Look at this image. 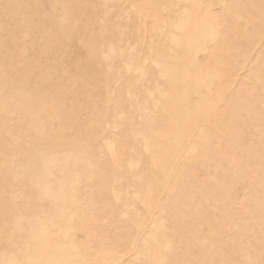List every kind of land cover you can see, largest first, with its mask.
I'll use <instances>...</instances> for the list:
<instances>
[{
	"label": "rangeland",
	"instance_id": "1",
	"mask_svg": "<svg viewBox=\"0 0 264 264\" xmlns=\"http://www.w3.org/2000/svg\"><path fill=\"white\" fill-rule=\"evenodd\" d=\"M0 264H264V0H0Z\"/></svg>",
	"mask_w": 264,
	"mask_h": 264
},
{
	"label": "crops",
	"instance_id": "2",
	"mask_svg": "<svg viewBox=\"0 0 264 264\" xmlns=\"http://www.w3.org/2000/svg\"><path fill=\"white\" fill-rule=\"evenodd\" d=\"M158 1H161V0H158ZM189 41V39H188V37L185 35V36H183V42L185 43L184 44V46L187 48L186 49V52H185V54H186V58L184 59L187 63H188V60L191 62V63H193V60L194 61H196V62H199V63H203V62H201L200 60H199V54L200 55H202L203 56V53H196V52H194L193 53V51L191 50V49H189V47H187L186 45H187V42ZM189 51V52H188ZM188 57H190V59L188 58ZM187 78V77H186ZM185 78V79H186ZM184 79V80H185ZM183 80V81H184ZM162 83H163V87H162V89L163 90H161L162 92H163V94H165L164 95V97H169V98H172L173 96L171 95V94H169L170 92H171V89H168L169 88V86L171 87V85H172V82L171 81H161ZM165 92H167V93H165ZM179 97V96H178Z\"/></svg>",
	"mask_w": 264,
	"mask_h": 264
},
{
	"label": "bare ground",
	"instance_id": "3",
	"mask_svg": "<svg viewBox=\"0 0 264 264\" xmlns=\"http://www.w3.org/2000/svg\"><path fill=\"white\" fill-rule=\"evenodd\" d=\"M143 9V8H142ZM144 13V12H143ZM146 15V14H145ZM97 75V74H96ZM233 87V86H232ZM48 115V114H47ZM48 117V116H47ZM18 158V157H17Z\"/></svg>",
	"mask_w": 264,
	"mask_h": 264
}]
</instances>
